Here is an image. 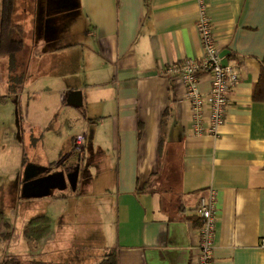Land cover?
I'll list each match as a JSON object with an SVG mask.
<instances>
[{
  "label": "crops",
  "instance_id": "crops-1",
  "mask_svg": "<svg viewBox=\"0 0 264 264\" xmlns=\"http://www.w3.org/2000/svg\"><path fill=\"white\" fill-rule=\"evenodd\" d=\"M203 3L222 63L240 71L217 136L193 134L184 86L162 74L202 57L197 0L33 1L27 78L0 103L30 98L26 111L17 104L14 124L0 123V170L12 177L14 212L0 232V260L100 264L113 253L116 264H193L198 201L212 189L214 264H264V102L252 98L264 71V0ZM74 8L87 44L57 45L60 18L63 25ZM7 77L0 57V97ZM209 87L201 73L197 89ZM72 91L80 106L67 102ZM78 135L84 145L75 155ZM77 166L74 189L66 181L48 196L22 197L27 169L35 178ZM39 216L49 219V235L29 241L24 229Z\"/></svg>",
  "mask_w": 264,
  "mask_h": 264
},
{
  "label": "built area",
  "instance_id": "built-area-1",
  "mask_svg": "<svg viewBox=\"0 0 264 264\" xmlns=\"http://www.w3.org/2000/svg\"><path fill=\"white\" fill-rule=\"evenodd\" d=\"M199 17L196 21V31L202 49L199 60L185 59L169 64L162 74L171 79H178L184 86V99L191 105L193 112L192 131L194 135L217 136L218 129L224 124L228 104V93L239 79V69L233 65H224L218 55L212 22L203 0H197ZM206 73L210 77V87L207 92L197 89L199 75ZM207 116V126L203 128L201 121ZM84 145V135L74 139L73 148L81 153ZM217 195L212 189L199 198L197 216L199 218L198 248L199 253L193 264H214L212 250L216 233L215 211Z\"/></svg>",
  "mask_w": 264,
  "mask_h": 264
},
{
  "label": "trees",
  "instance_id": "trees-1",
  "mask_svg": "<svg viewBox=\"0 0 264 264\" xmlns=\"http://www.w3.org/2000/svg\"><path fill=\"white\" fill-rule=\"evenodd\" d=\"M17 0H1L0 4V57L7 59V95L0 97V103L21 91L27 78L26 63H17V56L25 50V31L20 23L14 20ZM252 98L256 102H264V71L253 89ZM50 232V221L45 216L30 220L24 229V236L29 241H40ZM0 264H45L39 261H26L17 256L3 255ZM100 264H116L115 254H110L108 260Z\"/></svg>",
  "mask_w": 264,
  "mask_h": 264
},
{
  "label": "rangeland",
  "instance_id": "rangeland-1",
  "mask_svg": "<svg viewBox=\"0 0 264 264\" xmlns=\"http://www.w3.org/2000/svg\"><path fill=\"white\" fill-rule=\"evenodd\" d=\"M33 1L34 0H17L16 7H15V14H14V20L21 24L23 27L25 33V50L22 54L17 56V63L25 62L26 63V57L27 53L32 52V48L30 47V24L32 20V12H33ZM1 4V0H0ZM34 20V18H33ZM61 25H60V31H57V34L59 35V38L56 40V44H87V39L84 38V30L86 28L85 26V18L82 13L76 8H74L73 11H71L70 14L65 15L62 25V18H60ZM88 47V45H85V48ZM26 48L28 49V52L26 51ZM34 54H37V52H34ZM2 59H5L4 57H1ZM29 86V85H28ZM29 99L26 94H21V97L19 98H11L7 101V106L5 108L0 109V123L2 125H8L9 123L15 122V115L19 114V109H17V104L22 105V111L25 110V104L29 102ZM25 113V112H24ZM63 132H68L67 129ZM1 143L7 142V140L4 138L3 135L0 136ZM65 145L68 144V139H65ZM1 155L5 157V161H7V151H2ZM75 155L77 153L75 152ZM74 157V156H73ZM9 169L7 167V170H0V232H5V223L13 222L14 218V212L12 210V197L11 193L6 189L12 184V177L10 175V172H8ZM68 191V190H66ZM16 227L19 229V226L16 225ZM17 229V230H18ZM7 236V235H6ZM5 241L3 240V233L0 234V247H3V244Z\"/></svg>",
  "mask_w": 264,
  "mask_h": 264
},
{
  "label": "water",
  "instance_id": "water-1",
  "mask_svg": "<svg viewBox=\"0 0 264 264\" xmlns=\"http://www.w3.org/2000/svg\"><path fill=\"white\" fill-rule=\"evenodd\" d=\"M76 96L79 97L78 103L75 101ZM67 102L69 104L80 106V93L72 91L67 98ZM78 171L79 166L76 167L73 174L56 172L42 177L33 178L34 175H31L29 169H27L24 175L25 182L22 187L21 195L24 198L45 197L48 196L53 189L64 190L66 187V181L74 189Z\"/></svg>",
  "mask_w": 264,
  "mask_h": 264
},
{
  "label": "flooded vegetation",
  "instance_id": "flooded-vegetation-1",
  "mask_svg": "<svg viewBox=\"0 0 264 264\" xmlns=\"http://www.w3.org/2000/svg\"><path fill=\"white\" fill-rule=\"evenodd\" d=\"M74 152H75V150H74Z\"/></svg>",
  "mask_w": 264,
  "mask_h": 264
}]
</instances>
